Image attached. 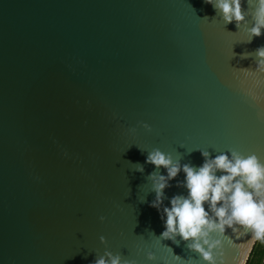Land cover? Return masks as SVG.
Listing matches in <instances>:
<instances>
[{"label":"water","instance_id":"water-1","mask_svg":"<svg viewBox=\"0 0 264 264\" xmlns=\"http://www.w3.org/2000/svg\"><path fill=\"white\" fill-rule=\"evenodd\" d=\"M253 23H225L204 0H0V264H91L106 250L175 264L167 247L206 264L158 239L146 157H264V102L249 93L264 84L240 70L264 45V34L247 42ZM176 180L168 197L186 193ZM226 234L227 264L244 243L250 260L251 233Z\"/></svg>","mask_w":264,"mask_h":264},{"label":"clouds","instance_id":"clouds-1","mask_svg":"<svg viewBox=\"0 0 264 264\" xmlns=\"http://www.w3.org/2000/svg\"><path fill=\"white\" fill-rule=\"evenodd\" d=\"M212 5L217 15L225 23L235 21L238 28L246 25L249 15L254 23L247 27L251 42L254 37L264 34V0H246L247 9L243 8L245 0H204ZM256 68H241L246 75L254 77V84H264V45L254 51ZM250 53H243L241 58H247ZM249 93L258 102H264V94L249 89ZM145 128L151 126L144 123ZM200 151L203 162L199 165L191 161L183 162L179 153L166 152L159 147L148 151L146 163L155 166L149 175L151 191L155 192V199L150 207L160 213L164 230L158 238L168 239L179 245L187 242L190 250L198 252L206 264H227L225 261L224 240L236 247L229 229L233 233H251V244L255 241L264 242V157L257 152H241L235 148L225 151L215 150V155L207 149ZM191 152V151H190ZM189 152V153H190ZM63 155L70 158L65 149ZM135 170L143 172V164H134ZM163 167L165 172L159 171ZM182 180H176L180 173ZM176 180V186L186 189V193H177L168 197L165 189L171 187V181ZM169 203L165 204L164 201ZM103 221L105 217L101 216ZM101 242L107 243V238L100 237ZM245 244V243H244ZM240 248V256L235 264H250L249 252ZM175 264H194L191 258L183 259L173 255ZM221 251L217 252V249ZM149 260H156V253H147ZM91 264H137L135 260H126L120 254L106 250L103 255H96ZM163 264H171L163 261Z\"/></svg>","mask_w":264,"mask_h":264},{"label":"rangeland","instance_id":"rangeland-1","mask_svg":"<svg viewBox=\"0 0 264 264\" xmlns=\"http://www.w3.org/2000/svg\"><path fill=\"white\" fill-rule=\"evenodd\" d=\"M263 257H264V242L262 246H259L255 253H253L250 264H262L263 263Z\"/></svg>","mask_w":264,"mask_h":264},{"label":"trees","instance_id":"trees-1","mask_svg":"<svg viewBox=\"0 0 264 264\" xmlns=\"http://www.w3.org/2000/svg\"><path fill=\"white\" fill-rule=\"evenodd\" d=\"M262 244H263V242L258 241L257 244H256V246H255V248H254L253 253H255V250H256L259 246H262ZM253 253H252V255H253ZM252 255H251V258H252ZM251 258H250L249 261H251ZM263 263H264V257H263ZM263 263H262V264H263Z\"/></svg>","mask_w":264,"mask_h":264},{"label":"flooded vegetation","instance_id":"flooded-vegetation-1","mask_svg":"<svg viewBox=\"0 0 264 264\" xmlns=\"http://www.w3.org/2000/svg\"><path fill=\"white\" fill-rule=\"evenodd\" d=\"M264 264V263H263Z\"/></svg>","mask_w":264,"mask_h":264}]
</instances>
